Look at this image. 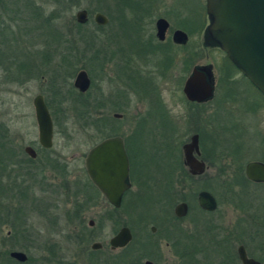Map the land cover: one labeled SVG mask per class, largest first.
Wrapping results in <instances>:
<instances>
[{
  "label": "rangeland",
  "instance_id": "rangeland-1",
  "mask_svg": "<svg viewBox=\"0 0 264 264\" xmlns=\"http://www.w3.org/2000/svg\"><path fill=\"white\" fill-rule=\"evenodd\" d=\"M11 1H18V6L24 2L37 1L38 7L41 8V19H45L58 9L60 18L55 24L60 26L64 35L63 42L68 39L76 42L73 26L77 23L76 14L79 11H89V27L95 23L94 17L97 13L104 14L109 19V26L103 33L102 31L96 33L95 41V48L98 52L101 51V55L112 56L120 46L128 47L130 40L135 39L129 32V27L127 37L118 33L119 21L122 19L128 25L133 24L131 23L133 19H145L142 22L144 23L142 33L144 38H148L156 34V20L160 16L170 23L172 27L170 34L175 30H182L189 33L191 39L190 45L179 51L165 46L158 48L163 53L170 50L169 55L174 57L173 67L169 70L163 69L164 67L160 65L162 57L154 59L152 64L146 67L148 70L146 77L151 78L149 83L152 81L147 93L136 89L137 87L130 90L119 83H112L111 63L107 65L103 83L100 84L98 81V76L101 75L98 71L93 76L89 74L92 81L90 96L94 103L92 109L94 119L96 122L107 119L104 123H96L94 128L83 126L82 121L72 111L71 102L66 103L65 109L58 107L54 102V108L52 111L49 110L53 114L56 109L57 119H60L61 123L59 126L55 125L54 147L48 155L50 156L48 159H53L57 166L53 168V165H47L46 154L42 153L39 144V130L33 101L38 95H43L45 100L51 96L50 76L54 69L61 70L65 74L63 78H68L69 67L62 63V56L67 53V44H59L61 47L57 50L60 52L47 60L48 58L44 56L49 48L48 42H45L47 39L36 38L31 33L24 34L26 31L28 33L36 31L33 28L34 23L29 21L30 18L26 13L24 15H27L28 21L25 20L23 23L16 24L6 17L0 19L1 22H5L6 27L15 30V34L19 36L13 51H17L16 54L19 51V55L30 56L29 60L35 64V69L38 71L36 78H31L29 81L12 82L4 67L7 65L6 62L0 63V124L6 125L10 132L9 139L21 152L15 157L16 161L22 159L28 161L29 156L24 151L26 146H32L40 154L37 162H30L27 170L20 171L18 180L25 181L27 203L17 202L19 194L13 191L3 194L6 198L3 203L6 208L5 214L11 216L16 209H23L26 226L22 233L15 236L11 218H6L4 215L0 251L7 253L8 256L3 257L0 264H116L115 258L125 253L132 255L131 264H145L146 261L154 264H185L186 262L191 264L186 257L183 259L174 254L176 239L172 234L175 229L182 228L190 236L194 231L193 221L201 215L204 220L206 219L209 228H212L211 240L212 237L213 240L211 244L208 241L210 245L213 242L220 243L222 235L231 232L237 243L243 244L253 257L256 255L257 260L258 257L264 260V184L251 182L245 175V167L248 163L254 161L264 163V97L241 74H235L234 78L228 79L229 67L225 64V53L215 46L212 49L205 47L204 35L210 25L206 0H136L135 6L140 4L139 7L144 8L145 12H133L128 9L124 13L126 18H118L119 21L109 16L116 17L118 13L114 11L113 0L104 3L103 1L97 3V0H83L79 6L74 7H67L65 5L67 0L63 7L55 6L49 0ZM0 12L3 13L1 6ZM115 34V43L111 44L110 41H114ZM77 46H81L78 41ZM11 55L12 53L9 54ZM197 65L213 67L217 93L213 102L192 106L185 99L183 88L193 71L192 68ZM150 70L153 72H149ZM77 74L74 78H69L66 84L61 83L62 93L66 97L70 89L78 91L74 86ZM139 82H143L140 83L143 85L145 80L140 78ZM119 86L122 87L121 91L127 92L124 103L126 106L123 105L116 111L113 108L115 103L113 96ZM158 99L166 110L160 111L159 115L154 112L155 100ZM101 102L103 107L100 106ZM157 107L158 110L161 108V106ZM102 113L109 116L98 119ZM164 113L169 114L173 122L169 117L166 118ZM114 114L123 115L122 120L116 123ZM64 115L67 120L64 119ZM144 120L148 122L143 131L144 136L140 137V144L134 146L135 142H132L131 147L129 145L133 160L140 165V169L144 164L141 155L152 156L153 162L157 165L158 162L161 164L163 151L168 144L171 149H175L176 155L183 159V145L189 142L197 128L202 127L204 131L205 138L204 140L201 138L202 152L209 170L204 177L194 180L184 190L174 191V194L179 193L178 199L185 196L184 202L189 206V215L184 220L176 222L168 219L165 224L163 223L168 214L174 216V209L182 203L181 201L175 205L159 203V206L157 205L159 208L145 213L140 222L136 212L132 214L129 208H124L127 201L115 211L102 194H98L92 186L87 187L90 178L86 172L85 160L89 151L108 135L116 134L111 132L114 125L119 127L121 134L131 137L129 139L131 140L141 121ZM198 123L203 124H199L198 127ZM102 124L106 128H103ZM172 130H175L173 136L164 137L163 140L158 137L160 133L162 136H168ZM158 150L163 151L158 154ZM169 161H173L176 165L175 159L167 158V162ZM153 167L150 165L145 177ZM12 172L10 171L11 175L4 178L5 185L14 180L13 176L18 170ZM151 174L160 177V173L154 168ZM176 174L179 177V171ZM150 183L153 181L150 180ZM206 186L213 190L203 189ZM153 187L158 191L157 186ZM203 190L211 192L218 202V209L209 215L202 213L197 200L198 194ZM136 192H139V188H132V193ZM12 195H16V198L13 199ZM78 210H81L79 214H77ZM111 211H114V214L110 218ZM91 221L94 222L93 226H90ZM122 227H129L132 230L133 240L127 248L112 250L110 240ZM152 227L157 229L155 234H152ZM95 243H101L103 248L93 249ZM12 251L24 252L31 259L26 263L10 261ZM219 260L220 258L216 257L215 262L219 263Z\"/></svg>",
  "mask_w": 264,
  "mask_h": 264
},
{
  "label": "trees",
  "instance_id": "trees-1",
  "mask_svg": "<svg viewBox=\"0 0 264 264\" xmlns=\"http://www.w3.org/2000/svg\"><path fill=\"white\" fill-rule=\"evenodd\" d=\"M49 1L51 2V4L58 6V7L59 6L63 7L62 5H64V3L66 2V0H49ZM82 1L83 0H67V3H65V5L67 7L68 6H71V7L79 6ZM101 1H103L104 3L107 0H97V3ZM113 1L115 3L114 11L118 13L116 17L109 15L111 19L117 18L118 20V18L119 19L126 18L125 17L126 14L124 15V13L128 9L132 10L133 12L135 11L139 13L145 12L144 8L141 9V7H139L140 4L137 7L135 6L134 3H136V0H113ZM148 3H151V2H148ZM0 6L3 11V13L0 12V19L6 17L12 20V22L18 24L21 22L23 23V21L27 20L26 16L28 15V17L30 18L29 21L34 23L33 28L36 31L35 32L29 31V33L28 31H26V33L24 34L30 35L31 33L35 35L36 38H40L42 40L47 39V41L45 42H48L47 46L49 48H48V51H46V53L44 54L45 58L46 59L48 58L47 60H49L51 56L53 57L58 53L59 50H57V48L61 47L59 44H62V43L64 45L67 44V47H66L67 53L63 54L62 63L69 67L68 68L69 71L67 72L68 78H66L67 80L63 78L65 74H63V72L61 70H58L57 68L51 72V76H50L51 90H49V93L51 94V96L47 97V100H46L47 101L46 103L49 109L52 111V109L54 108V105H53L54 102H55V105L57 104L58 107H62L63 109H65L64 106L66 105L67 102H71L72 111L75 112V115L77 116V118H79V120L82 121L83 126L85 128H94L96 123H104L107 119L97 120V122L94 119V115L92 112L94 103L92 101V97L90 96L91 88L87 93H81L79 90L76 91L77 92L76 93L73 89H70L71 91H69V93L67 94V97L66 95L62 93L61 89H62V84H66L67 82H69L68 81L69 78L71 79L72 77L74 78L78 71L84 70L88 73V75L90 74L91 76H93V74L98 71V68H97L98 66L96 65V62H95L96 56L98 55V51L95 48V45H96L95 41H96V36H97L96 33L98 31H102L103 33L104 29H106L109 26V24L106 26H101L95 22V23H92V27H89L90 20L86 24H79L76 21L77 23H75L73 26V29L75 30L74 35L77 37L76 42L70 39H68L67 41L64 40L63 42L64 35L62 34V31L60 30V26L58 24H55L56 20L60 18V13L58 9H55L45 19H41L42 18L40 16L41 8L38 7L39 5L37 1L36 2L34 1L24 2L22 5L18 6V1L12 2L11 0H7V1L0 0ZM25 13L27 15H24ZM138 15H141V14H138ZM140 19H143V18H137V20H140ZM119 22H120L119 24L120 31L118 33H120L121 36L127 37L128 27L130 30L129 32L133 34L134 38L137 36L138 37L140 36V33H141L140 29L142 26H140L139 22L136 23L135 21L131 25H128L124 19H122V21H119ZM24 26H26V24ZM115 37L116 35H114L113 39H115ZM18 39H19V36L15 34V30H12L6 27L5 22L0 21V63L6 62L7 65H5L4 67L8 71L7 75L8 77L10 76V81L24 83L26 81H29L31 78L32 79L36 78L38 71L35 69V64H33L31 60H29L31 59L30 56L28 57V55L26 56L24 54L19 55L18 54L19 51L17 55L16 54L17 51L16 52L13 51L14 44L17 43ZM49 39L51 41H48ZM136 39L137 38H135L134 40L131 39L128 44V47H126L125 45H122L119 47V49H123V50L130 49L133 52H139L140 48L136 47V44H137ZM77 41L81 44V46H77ZM107 41L109 42V40ZM117 41H119V39ZM110 43L113 44L114 41H110ZM10 53H12L11 56H9ZM225 58H226L225 64L229 67L228 68L229 70L228 79L234 78L235 74H241V72L228 59V57L226 56ZM30 62H32V64ZM63 67L65 68V66ZM9 70H12L13 72ZM137 78L138 77L136 76L133 77L134 87H136V85L140 86V89L142 91L147 92V88L150 87L152 84V81L149 83L151 78L150 77L144 78L145 83L143 85L140 84L143 82L139 83ZM244 78L247 80V82L249 81L246 77ZM249 83L252 85L250 81ZM261 95L264 97L262 93ZM101 106L103 107L104 105H101ZM154 112L159 115L160 109L158 110V107H155ZM52 117L54 120V124L56 126H59L61 121L60 119H57L58 114H57L56 109H55V113L52 114ZM64 119L67 120V117L65 115H64ZM147 122L148 120L147 121L144 120L138 126L137 132L133 137V142H135V146L136 144H140V137L144 136L143 131H144V128ZM104 126L105 125H103V128H106ZM115 126L116 125H114L111 128L113 130L111 132H119V127L117 126L115 127ZM9 138H10V132L6 128V125L0 124V236L2 233L1 225H2V221H4V215L6 216V218L7 217L9 219L11 218V225L14 229L15 236L17 234L19 235L20 233H22V231L25 229L26 222H25L24 210L16 209L15 212L11 216L6 215L5 214L6 208H4V205H3L4 200L6 198L3 196V194L5 195L13 191L19 194L17 202H19L20 204H22V202L27 203L26 197L28 193H27V189L25 188V181L24 179L18 180L19 176L21 175L20 171H22V169L27 170V168H29L30 162L34 163V162H37V160L39 159L38 158L35 160L29 157L28 161H25L23 159L20 160L19 162L16 161L15 157L19 156L21 152L18 151L17 147L15 148V143ZM162 148H164V146ZM171 148L172 147L168 144L165 147V150H164L165 152L163 150L161 151L158 150V154H160L159 152L163 151V155H162L163 161L161 162V164L158 162V165L156 162H153L154 158L149 155H141L143 156V163H144L142 164L141 169H140V165L135 163L134 160H132V163H131V180L133 184L132 188L138 187L139 194L137 192L132 193V189L129 190L125 194L124 199H123V204L125 201H127V203L125 202L127 205L126 206L123 205V206L124 208H129L132 214H134L133 212H136L137 217L140 218V222H142V217L145 213H150L152 212V210L159 208L157 207L159 203L160 205L161 204L166 205L168 203L175 205V203H179L180 201L181 202L186 201V199L184 198L185 196H181V198L178 199L179 193L175 192L176 194H174V191L180 192V190H184V188L187 185H190L191 182H193L195 178L192 177L189 174L188 170L185 168L183 159L181 158V156L176 155L175 149L174 148L171 149ZM51 150H45L42 148V153L46 154V158H47L46 161L48 160L47 165L49 166L53 165V168H57V166L55 165V161L53 159L52 160L48 159L50 157L48 155L51 153ZM170 157H171V160L173 158L177 161L176 165H174L173 161L167 162V158H170ZM164 158L166 160H164ZM14 165H16V167H14ZM150 165H153L154 166L153 168L156 169L160 173V177L157 178L156 175L152 176L151 171L153 168L149 170L147 177L144 176L146 174V171H148ZM16 170H18V173L14 174L13 176L14 180L10 184L5 185V183L3 182L4 178L11 175V173H9L10 171H13L12 173H15ZM178 171L180 174L179 177L176 174L178 173ZM10 178H12V176ZM150 180L153 181V183H150ZM88 186H92L93 188H95L98 194H101L100 191L92 184L91 181L89 184H87V187ZM153 186H157L158 191H155ZM203 189H206L209 191L213 190L211 187H208V186L204 187ZM12 197L14 199L16 198V195L14 196L12 195ZM172 206H171V209H172ZM114 210L118 211L119 209L115 208ZM80 211L81 210H78L77 214H79ZM113 214H114V211H111L110 218ZM168 219L169 220L171 219L176 222L180 221V219H177L175 215L172 217L170 216V214H168V217L163 220V223L165 224V222H167ZM156 224L157 223H154V225ZM172 235L176 239L175 247L180 248L181 252H186V255H182L181 258L184 259V257H186V260H191L192 257H190L188 254L190 251V242H191L190 236H188V234L182 228L175 229ZM216 243L218 242L212 243V251H213L212 255L214 258L220 257L221 255L220 253L221 251L215 248ZM5 256H8L7 253L0 251L1 260ZM9 260L15 262V260L12 259L11 257ZM131 260H132V255H130V253H125L120 256H117L114 262L116 264H131L130 263ZM29 261L30 260H28V262ZM185 264H188V262H186ZM213 264H225V263L213 262Z\"/></svg>",
  "mask_w": 264,
  "mask_h": 264
},
{
  "label": "water",
  "instance_id": "water-1",
  "mask_svg": "<svg viewBox=\"0 0 264 264\" xmlns=\"http://www.w3.org/2000/svg\"><path fill=\"white\" fill-rule=\"evenodd\" d=\"M207 14L210 25L207 35L226 53L229 60L238 70L264 95V0H206ZM79 24L89 21L87 10L76 14ZM98 25L106 26L108 17L97 13L94 17ZM165 19L157 23L158 38L164 41L169 28ZM177 44H186L188 35L178 30L174 34ZM75 88L81 93H87L92 81L86 71H80L76 76ZM183 93L190 102L205 103L214 98L215 77L212 66L195 67L185 82ZM36 120L39 130V144L44 149L54 147L55 125L52 114L43 95L34 98ZM25 153L31 158H37V151L32 146H26ZM184 163L193 176H201L207 171V165L201 161L199 136L191 138L190 143L183 148ZM86 172L91 182L97 187L107 201L116 209H120L125 193L132 188L130 183V162L121 137L106 139L92 148L85 160ZM246 177L254 183H264V163L250 162L246 166ZM200 208L208 212L218 209L215 196L206 190L198 194ZM189 213L186 202L178 204L175 215L184 218ZM94 222H90L93 226ZM155 232L156 228L152 227ZM133 240L129 227H122L110 240L112 250L126 248ZM101 243H95L93 249H102ZM243 264H264L247 256L244 247L239 249ZM10 257L19 263H26L28 255L21 251H12ZM1 262V258H0ZM145 264H154L146 261Z\"/></svg>",
  "mask_w": 264,
  "mask_h": 264
},
{
  "label": "flooded vegetation",
  "instance_id": "flooded-vegetation-1",
  "mask_svg": "<svg viewBox=\"0 0 264 264\" xmlns=\"http://www.w3.org/2000/svg\"><path fill=\"white\" fill-rule=\"evenodd\" d=\"M160 19H165V18L160 17V16L158 17V19L156 20V27H155V31H156L155 33L156 34H154V35L152 34L151 36H148V38H144L143 37V33L142 32L144 30L141 27L140 31H141L142 34L140 33L139 37L138 36L135 37V38H137L136 39V43H137L136 47L140 48L139 52H133L130 49H128V50L127 49H125V50L116 49L117 51L112 56L111 55L108 56V55H104V54L101 55V51L99 50L98 55L96 56V61L95 62H96V65L98 66L97 67L98 68V73L101 74L100 76H98V78H99L98 81H99L100 84L105 81L104 75H106L105 72L107 70L108 63H111L112 64V68H113L111 70V74L112 75L110 74V80L112 81V83H114V82L119 83V84H121V86H124L125 88L130 89V90H132V89L137 87L136 89H139L140 91H142L140 89V86L134 87L133 77L134 76L138 77L137 78L138 82H139L140 78L144 79L143 76L146 78V75H147L146 73H148V70H146V67L149 66L150 64H152L154 59H156L158 57L159 58L162 57V61H160V65L162 66V68L164 67L163 69L169 70L170 68L173 67L172 60L174 61V59H173L174 57L169 55L168 52L170 50L167 53H163V52H160L158 50V48L165 46V47H169L171 49H176L177 51H179L181 48L185 49L186 47H188L190 45V39H191L190 37H191V35L189 33H187L186 31H184L188 35L187 43L184 44V45L177 44L174 41V34L178 30L173 31L172 34H170V32L172 31V27H171L170 23L168 22V20L165 19L169 23L170 26H169V28L167 30L165 40L161 41L158 38V29H157V23H158V21ZM146 20H148V19L146 18ZM135 21H136V23L139 22V24H141V26H142V25H144V23L142 24V22H144L145 19H140V20L133 19L131 23H134ZM115 40L116 39H114V43H115ZM155 42H157V43H155ZM118 45L120 46L121 44H118ZM204 45H205V47H208L210 49H212L215 46V47H218L221 50V48L219 46H217V44L207 35V33H205V35H204ZM225 57H226V54H225ZM195 67H203V66H201V65L194 66L192 68V70ZM149 72H153V71L150 70ZM121 86L116 88L114 96H113V99L115 101V103L113 104V106H114L113 108L116 109V111L118 109L122 108V106L125 105L124 103L126 101V97L125 96L127 95V92L121 91L120 90V88H122ZM216 93H217V81H216V78H215V95H214V98L212 100H210L208 102H205V103H196V102H190L186 98V96L185 95L184 96H185V99L190 103V105H192V106H201V105H206V104H209V103L213 102L216 99ZM99 99H101V97H99ZM101 105H102V102L100 103V106ZM154 106H156V107L157 106H159V107L161 106V108H159L160 111H163V112L166 111V110L163 109V103L160 101V99L155 100ZM99 112L100 111H98V113ZM106 116H109V115L106 114V113H102V114H100V116H98V119L105 118ZM164 116L167 118V117H169V114H165L164 113ZM113 117L115 118L116 123H118L120 120H122L123 115L114 114ZM169 119H170V117H169ZM199 124L202 125L203 123H198V127H199ZM174 132H175V130H172L171 134H169L168 136H162V134L160 132H158V133H160L161 135L158 134V133L157 134H158V137H161L162 140H163L164 137L173 136ZM114 133H116V134L108 135L107 137L102 139V141H104L106 139L114 138V137H121L124 140L125 149H126V152H127L128 158H129V162H130V183H131V185L133 187L132 180H131V163H132V160H133V155L131 154V151H130V148H129V145L131 147V144H133L132 143L133 142V137H132L131 140H129L131 137H127L124 134H121V132H114ZM157 134H156L155 137H157ZM195 135L199 136V144H200V151H201V156L199 157V159L201 161H204L205 164L207 165L206 160L203 157V152H202V143L203 142H202L201 138H203V140L205 138L204 137V131L202 130V127L197 128V130L193 132V135L191 136V138L193 136H195ZM191 138H190L189 142L185 143L183 145V147H182L183 163H184V151H183V148H184V146L186 144L190 143ZM102 141H100V142H102ZM133 145L135 146V144H133ZM45 150H47V149H45ZM49 150H51V149H49ZM37 155L38 156H37L36 159H38L40 157V154L38 153V151H37ZM134 158H137V160L139 159L138 157H134ZM184 166L188 170L189 174L192 177L195 178L194 180H196L198 178H201V177H204L206 175V173L208 172V170H209V166L207 165V171L205 172V174H203L201 176H193L190 173L189 168L186 167L185 163H184ZM245 170H246V167H245ZM245 175H246V173H245ZM256 184H264V183H256ZM197 200H198V197H197ZM198 204H199V202H198ZM201 210H202V213H204V215H209L210 213H213V212L205 211L202 208H201ZM174 215H175V209H174ZM188 215H189V213H188ZM187 216L184 217V218H179V217H177L175 215V217L177 219H180V220L187 218ZM198 218H196L193 221V223L195 224V226L193 227L194 231H192L191 232L192 234L190 235L191 242H190V251L188 253L189 256L192 257L191 260H190V263L191 264H213V262H215L216 258H214L213 255H212L213 254L212 245H210L211 241H212L211 240V230H212V228H209L208 224H206L207 223L206 219L204 220L202 218V215L199 216ZM156 232H157V229H156L155 232L152 231V234H155ZM222 236L223 237L221 239V243H216L215 244L216 245L215 248L221 251L220 252L221 253L220 257H217V259L220 258L219 261L221 263L223 262L225 264H243L241 259H240V255H239L240 247H244L245 248V250L247 252V256L250 259H254V260L259 261V262H264V260L262 258L260 259V257H258V260H257L255 258L256 257L255 254H254L255 257H253V255L248 252L247 248L243 244L237 243L234 235L231 232H226V235L224 234ZM212 239H213V237H212ZM208 241L210 242V244H209ZM173 249H174V254L179 256V257H181L182 255H186V252H181L180 248H175L174 247ZM216 256H217V254H216Z\"/></svg>",
  "mask_w": 264,
  "mask_h": 264
}]
</instances>
